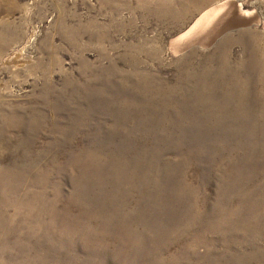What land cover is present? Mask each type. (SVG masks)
<instances>
[{
  "label": "rangeland",
  "instance_id": "obj_1",
  "mask_svg": "<svg viewBox=\"0 0 264 264\" xmlns=\"http://www.w3.org/2000/svg\"><path fill=\"white\" fill-rule=\"evenodd\" d=\"M0 264H264V0H0Z\"/></svg>",
  "mask_w": 264,
  "mask_h": 264
},
{
  "label": "bare ground",
  "instance_id": "obj_2",
  "mask_svg": "<svg viewBox=\"0 0 264 264\" xmlns=\"http://www.w3.org/2000/svg\"><path fill=\"white\" fill-rule=\"evenodd\" d=\"M211 11H212V10L208 11L207 13H205V14H204V15H202V16H205V17H206V16H209V15H210V13H211ZM211 14H212V13H211ZM199 20H200V19H199ZM199 20H198V21H199ZM194 25H195V24H194ZM191 29H192V28H191ZM189 31H190V30H189ZM188 33H189V32H188ZM190 34H191V33H190ZM184 35H185V34H184ZM183 37H184V36H183Z\"/></svg>",
  "mask_w": 264,
  "mask_h": 264
}]
</instances>
